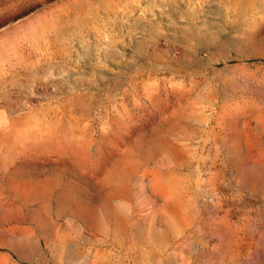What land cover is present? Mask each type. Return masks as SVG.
Wrapping results in <instances>:
<instances>
[{"label": "rangeland", "instance_id": "374dc122", "mask_svg": "<svg viewBox=\"0 0 264 264\" xmlns=\"http://www.w3.org/2000/svg\"><path fill=\"white\" fill-rule=\"evenodd\" d=\"M0 264H264V0H0Z\"/></svg>", "mask_w": 264, "mask_h": 264}, {"label": "bare ground", "instance_id": "6f19581e", "mask_svg": "<svg viewBox=\"0 0 264 264\" xmlns=\"http://www.w3.org/2000/svg\"><path fill=\"white\" fill-rule=\"evenodd\" d=\"M88 2L90 1H92L93 2V0H87ZM87 5H89V3H85V2H83V6H87Z\"/></svg>", "mask_w": 264, "mask_h": 264}]
</instances>
